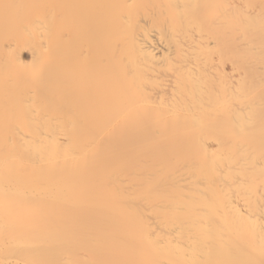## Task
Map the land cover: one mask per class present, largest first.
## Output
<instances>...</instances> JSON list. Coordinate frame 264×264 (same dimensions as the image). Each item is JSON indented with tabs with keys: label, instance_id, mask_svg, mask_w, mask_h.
Segmentation results:
<instances>
[{
	"label": "bare ground",
	"instance_id": "1",
	"mask_svg": "<svg viewBox=\"0 0 264 264\" xmlns=\"http://www.w3.org/2000/svg\"><path fill=\"white\" fill-rule=\"evenodd\" d=\"M26 178L0 264H264V0H0Z\"/></svg>",
	"mask_w": 264,
	"mask_h": 264
},
{
	"label": "rangeland",
	"instance_id": "2",
	"mask_svg": "<svg viewBox=\"0 0 264 264\" xmlns=\"http://www.w3.org/2000/svg\"><path fill=\"white\" fill-rule=\"evenodd\" d=\"M4 176H6L8 179L10 178L9 175L6 173H3L1 175V177H4ZM27 178L20 180L17 184L12 185V186H11V182L5 183L0 180V185H1L0 187V209H10L12 207H19V208L31 207L32 205L36 204L34 202H30V199H28L29 196H31L33 192V188L32 187L31 189L28 188L31 185L29 184V181ZM1 240L2 239H0V244L2 243ZM4 254L0 255V262H3V261L6 262V259L11 260L12 256H13V259H17V255L15 254H12V253H4Z\"/></svg>",
	"mask_w": 264,
	"mask_h": 264
}]
</instances>
